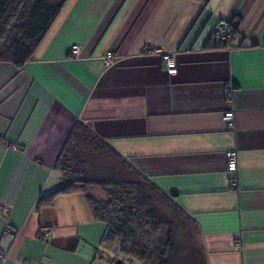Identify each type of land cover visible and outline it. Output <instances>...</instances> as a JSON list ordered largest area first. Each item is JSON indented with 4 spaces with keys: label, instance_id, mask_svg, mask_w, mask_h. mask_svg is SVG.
I'll use <instances>...</instances> for the list:
<instances>
[{
    "label": "crops",
    "instance_id": "obj_1",
    "mask_svg": "<svg viewBox=\"0 0 264 264\" xmlns=\"http://www.w3.org/2000/svg\"><path fill=\"white\" fill-rule=\"evenodd\" d=\"M65 3L29 60L0 62V264H131L99 249L106 225L82 195L38 206L76 123L180 209L204 264H264V0ZM220 20L238 26L229 45L211 36Z\"/></svg>",
    "mask_w": 264,
    "mask_h": 264
},
{
    "label": "trees",
    "instance_id": "obj_2",
    "mask_svg": "<svg viewBox=\"0 0 264 264\" xmlns=\"http://www.w3.org/2000/svg\"><path fill=\"white\" fill-rule=\"evenodd\" d=\"M65 2L0 0V62L21 67L29 60ZM232 40L218 41L229 45ZM99 156L113 160L116 167H111L112 170L127 172L128 176L119 178L111 174L102 177L89 172L87 166L91 158ZM54 167L61 174V184L43 195L38 206L52 205L59 195L80 194L92 220L106 225L102 243L116 245L119 253L131 264H169L175 247V233L172 223L160 212L157 203L169 207L174 214L170 219L178 217L192 223L147 177L129 165L87 126L81 123L73 126ZM93 188L101 195L92 193Z\"/></svg>",
    "mask_w": 264,
    "mask_h": 264
},
{
    "label": "rangeland",
    "instance_id": "obj_3",
    "mask_svg": "<svg viewBox=\"0 0 264 264\" xmlns=\"http://www.w3.org/2000/svg\"><path fill=\"white\" fill-rule=\"evenodd\" d=\"M66 4V3H65ZM64 8V7H63ZM148 48V47H147ZM156 50L153 48L151 52H155ZM103 157V158H102ZM100 158V159H99ZM116 163L113 160L105 157L99 156L95 158H91L89 165L87 166V170L89 172L94 173L98 176H112L119 178L127 177V172L119 171L118 173L114 172ZM117 169V168H116ZM114 172V173H113ZM92 193L101 195V193L97 189H91ZM156 203V201H155ZM160 212L168 218V220L172 223L175 239H174V251L172 252L169 258V264H204V258L202 256V252L199 248V243L197 239V233L192 224L188 221L184 222L181 218H174V214L169 210V207L166 206L164 203H157ZM173 214V215H172ZM192 226V227H191ZM113 248L115 253H119L118 247L116 245H109V244H101L99 249L104 253V256L109 255V248ZM120 254V253H119ZM120 256H124L121 255ZM125 257V256H124ZM125 261H130L129 259L123 258ZM125 264V263H124ZM133 264H138L137 262Z\"/></svg>",
    "mask_w": 264,
    "mask_h": 264
},
{
    "label": "built area",
    "instance_id": "obj_4",
    "mask_svg": "<svg viewBox=\"0 0 264 264\" xmlns=\"http://www.w3.org/2000/svg\"><path fill=\"white\" fill-rule=\"evenodd\" d=\"M238 30V26L235 22L229 20H220L218 21L212 28V36L218 38L222 41H231L233 37L236 35ZM70 56L73 58H77L80 54V46L78 44H72L70 47ZM160 55L161 60L164 64L165 70L167 74L176 73V57L175 52H167V53H157ZM102 61L106 67L113 65L114 61L112 60L111 52L105 53L103 55ZM232 94V88L227 89L226 95L229 97ZM222 119L228 127L233 126V112L231 110L223 113ZM226 159V171L228 173H235L237 169V153L234 150H227L225 152ZM236 180L234 178L230 179V185L235 187ZM46 234H49V230H46ZM235 249H239L240 244L236 242L234 244ZM5 255L0 252V260H4ZM127 263H129L127 261Z\"/></svg>",
    "mask_w": 264,
    "mask_h": 264
},
{
    "label": "water",
    "instance_id": "obj_5",
    "mask_svg": "<svg viewBox=\"0 0 264 264\" xmlns=\"http://www.w3.org/2000/svg\"><path fill=\"white\" fill-rule=\"evenodd\" d=\"M118 264H120L121 262L120 261H117Z\"/></svg>",
    "mask_w": 264,
    "mask_h": 264
}]
</instances>
